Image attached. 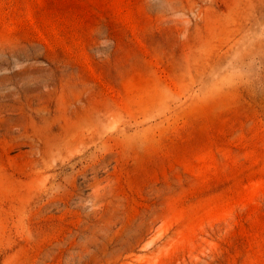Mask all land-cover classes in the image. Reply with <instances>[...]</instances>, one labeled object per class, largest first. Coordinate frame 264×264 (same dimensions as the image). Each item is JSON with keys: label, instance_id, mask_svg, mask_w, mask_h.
<instances>
[{"label": "rangeland", "instance_id": "rangeland-1", "mask_svg": "<svg viewBox=\"0 0 264 264\" xmlns=\"http://www.w3.org/2000/svg\"><path fill=\"white\" fill-rule=\"evenodd\" d=\"M0 264H264V0H0Z\"/></svg>", "mask_w": 264, "mask_h": 264}]
</instances>
